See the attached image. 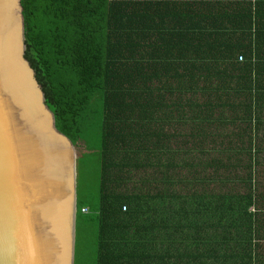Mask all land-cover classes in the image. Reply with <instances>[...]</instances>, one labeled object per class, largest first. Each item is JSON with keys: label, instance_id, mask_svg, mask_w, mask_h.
I'll return each mask as SVG.
<instances>
[{"label": "trees", "instance_id": "trees-1", "mask_svg": "<svg viewBox=\"0 0 264 264\" xmlns=\"http://www.w3.org/2000/svg\"><path fill=\"white\" fill-rule=\"evenodd\" d=\"M20 1L56 127L99 149L75 264H264V0Z\"/></svg>", "mask_w": 264, "mask_h": 264}, {"label": "water", "instance_id": "water-1", "mask_svg": "<svg viewBox=\"0 0 264 264\" xmlns=\"http://www.w3.org/2000/svg\"><path fill=\"white\" fill-rule=\"evenodd\" d=\"M15 0H0V264H75L77 158L25 56ZM69 242V246H68Z\"/></svg>", "mask_w": 264, "mask_h": 264}, {"label": "rangeland", "instance_id": "rangeland-1", "mask_svg": "<svg viewBox=\"0 0 264 264\" xmlns=\"http://www.w3.org/2000/svg\"><path fill=\"white\" fill-rule=\"evenodd\" d=\"M94 142L97 143V140L94 139ZM74 150L78 157L85 152L80 157L79 161H77V176L79 167V175L81 177L83 176L81 182L84 185V190H86L88 194H91L97 189L99 181V149H97L94 144L92 150L87 151L84 144L81 142L74 146ZM79 183L80 181L77 179V189Z\"/></svg>", "mask_w": 264, "mask_h": 264}, {"label": "bare ground", "instance_id": "bare-ground-1", "mask_svg": "<svg viewBox=\"0 0 264 264\" xmlns=\"http://www.w3.org/2000/svg\"><path fill=\"white\" fill-rule=\"evenodd\" d=\"M15 5H16V13H17L18 26H19V31H20L19 7L17 5V0H15ZM68 246H69V242H68ZM67 258H68V250H67ZM67 258H66V264H67Z\"/></svg>", "mask_w": 264, "mask_h": 264}, {"label": "built area", "instance_id": "built-area-1", "mask_svg": "<svg viewBox=\"0 0 264 264\" xmlns=\"http://www.w3.org/2000/svg\"><path fill=\"white\" fill-rule=\"evenodd\" d=\"M240 59H242L241 56H240ZM124 209H125V206H124ZM82 211H83V212H88V207H83V208H82Z\"/></svg>", "mask_w": 264, "mask_h": 264}]
</instances>
